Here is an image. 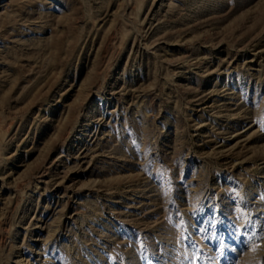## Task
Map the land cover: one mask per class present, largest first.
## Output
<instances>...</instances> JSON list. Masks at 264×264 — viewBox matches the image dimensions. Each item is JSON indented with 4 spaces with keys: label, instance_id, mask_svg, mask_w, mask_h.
Instances as JSON below:
<instances>
[{
    "label": "rangeland",
    "instance_id": "obj_1",
    "mask_svg": "<svg viewBox=\"0 0 264 264\" xmlns=\"http://www.w3.org/2000/svg\"><path fill=\"white\" fill-rule=\"evenodd\" d=\"M0 264H264V0H0Z\"/></svg>",
    "mask_w": 264,
    "mask_h": 264
}]
</instances>
